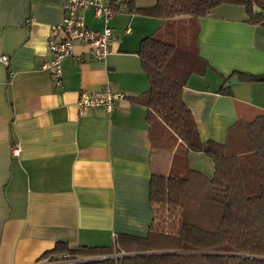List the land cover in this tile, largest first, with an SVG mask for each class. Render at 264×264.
Instances as JSON below:
<instances>
[{
	"label": "crops",
	"instance_id": "obj_1",
	"mask_svg": "<svg viewBox=\"0 0 264 264\" xmlns=\"http://www.w3.org/2000/svg\"><path fill=\"white\" fill-rule=\"evenodd\" d=\"M63 1L0 0V55L9 56V65L0 61V264H44L57 244L114 247L120 234L147 236L151 177L168 175L178 154L177 145L152 141L141 100L149 80L137 50L146 36L173 40L175 21L189 24L188 17L136 11L156 0H122L109 22L111 53L93 59L88 45L76 44L82 58L62 60L58 85L42 64L51 59L50 28L63 20ZM225 5L196 20L207 63L182 91L204 141H224L237 120L264 113V81L225 86L236 71L264 75V22H247L246 10ZM84 16L87 27L103 29L93 8ZM107 85L127 93L111 112L79 109L82 90ZM199 153L188 158L210 168Z\"/></svg>",
	"mask_w": 264,
	"mask_h": 264
},
{
	"label": "trees",
	"instance_id": "obj_2",
	"mask_svg": "<svg viewBox=\"0 0 264 264\" xmlns=\"http://www.w3.org/2000/svg\"><path fill=\"white\" fill-rule=\"evenodd\" d=\"M126 2L131 6L133 0ZM222 4L243 5L247 22H264V0H156L136 8L190 22L175 21L171 41L144 37L137 50L149 80L141 100L148 107L152 141L177 145L178 154L168 175L151 177L153 221L147 236L120 234L115 251L112 246L57 244L54 252L93 258L72 264H264V113L237 120L224 141H204L182 98L189 77L203 74L207 63L199 55L196 20ZM234 74L245 81L258 77ZM192 151L212 159L211 176L188 167Z\"/></svg>",
	"mask_w": 264,
	"mask_h": 264
},
{
	"label": "built area",
	"instance_id": "obj_3",
	"mask_svg": "<svg viewBox=\"0 0 264 264\" xmlns=\"http://www.w3.org/2000/svg\"><path fill=\"white\" fill-rule=\"evenodd\" d=\"M122 0H64V16L60 23L51 25L48 38V50L51 59L42 64V68L48 69L54 77L56 84H62V60L66 57H73L80 60L82 55L74 54L76 44H86L89 46V55L93 59L102 60L111 53L113 40V30L109 24L111 17L115 13V6ZM93 8L97 17H103L104 27L96 30L87 27L84 12ZM208 12L207 15H210ZM31 17L28 19L30 21ZM129 32V28L126 30ZM0 61L9 65V56L0 55ZM127 93L112 88L110 85L99 90H82L80 92L78 106L80 110L89 107L102 106L111 112L116 103L123 100ZM21 147L19 144L12 149L13 156H19ZM117 257V256H113ZM93 258L73 256L68 253H57L44 264H72L87 261Z\"/></svg>",
	"mask_w": 264,
	"mask_h": 264
},
{
	"label": "rangeland",
	"instance_id": "obj_4",
	"mask_svg": "<svg viewBox=\"0 0 264 264\" xmlns=\"http://www.w3.org/2000/svg\"><path fill=\"white\" fill-rule=\"evenodd\" d=\"M225 6H234L233 8H239V9H237L238 11V13H240V12H242V10H245V8H244V6L243 5H235V4H226ZM241 10V11H240ZM238 16H239V14H237ZM185 27H181L180 29L182 30V29H184ZM257 80V79H256ZM251 81H254V80H251ZM200 155V158L203 160V161H205V162H209V164H211V167L210 168H207V169H205V168H202L201 170L199 169V166H197V164H195V162H194V159H192L191 157L190 158H187V164H188V167L189 168H191V169H196V170H199V171H201V172H205V174L206 175H209V176H211L212 174H213V161H212V159L209 157V156H206V155H204V154H202V153H199ZM175 166H177V164H175ZM187 167V168H188ZM200 167H203V166H200ZM184 171H180L179 172V174L180 175H184ZM113 250L115 251L116 250V248L115 247H113Z\"/></svg>",
	"mask_w": 264,
	"mask_h": 264
},
{
	"label": "water",
	"instance_id": "obj_5",
	"mask_svg": "<svg viewBox=\"0 0 264 264\" xmlns=\"http://www.w3.org/2000/svg\"><path fill=\"white\" fill-rule=\"evenodd\" d=\"M257 80H260V81H264V75H261V76H258L257 77ZM239 82V78H238V76H232L229 80H228V82L225 84V86L226 87H230V86H232V85H234V84H236V83H238Z\"/></svg>",
	"mask_w": 264,
	"mask_h": 264
}]
</instances>
